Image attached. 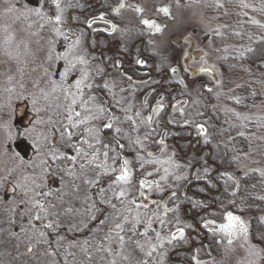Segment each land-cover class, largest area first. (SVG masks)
I'll return each mask as SVG.
<instances>
[{
  "label": "flooded vegetation",
  "instance_id": "af4514ba",
  "mask_svg": "<svg viewBox=\"0 0 264 264\" xmlns=\"http://www.w3.org/2000/svg\"><path fill=\"white\" fill-rule=\"evenodd\" d=\"M59 2L63 9L59 25L63 35L56 36L52 30L54 24L49 20L57 13L52 0H22L23 8L34 24V32L40 40H47L51 45L52 58L55 60L52 76L61 88L58 99L60 107L52 116L40 117L38 122V117L35 119L28 111L27 103L15 107L14 135L20 143L13 147V152L21 160L23 179V191L17 206L18 223L24 232L29 229L45 234V242L36 235L24 239L26 255H31L40 243H45L53 256L50 264H110L113 259L116 264H196L191 259L193 255L200 264H251V238L256 240L257 223L254 222L250 207V171L240 165L249 146L243 149L240 142L234 144L235 134L227 132L234 130L231 122L233 118L224 114L220 107L222 103L230 102L227 91L231 87L232 67L229 68V59L220 57L214 45L216 36L213 37L209 30L204 31L202 28L203 18L222 13L224 8L211 5L210 0H123L126 6L117 13L113 9L121 0ZM129 5H139L144 12L137 13ZM163 6L169 7L168 15L156 10ZM37 8L45 15H36ZM101 14L104 15V21L97 19L89 27L88 21ZM144 18L155 20L162 26V31L154 33V29L142 25L140 20ZM112 24L116 25L114 31ZM65 36L68 38L65 39ZM77 37L80 43L73 51H69V45L74 44ZM65 52L68 53L67 59L62 55L60 59L55 58ZM74 53L84 56L88 63L80 64L74 60ZM202 57L207 60V67L211 71H196L202 63ZM137 59L145 61V64L137 65ZM69 62L74 67H70ZM172 67L177 69L176 73L170 71ZM186 67L190 70L185 71ZM83 71L88 72L85 85L90 83L92 87L83 86L82 95L75 96L77 102L72 105L74 111L80 112L79 118H83L89 114V109L95 113V106L103 105L106 113L117 119L109 121L105 115L103 119L70 128L73 135L69 139L64 128L68 123L67 108L73 97L66 99L63 89L76 93L75 82L82 78ZM61 73H65L63 79ZM209 88L211 92L207 90ZM90 96L95 97V100L89 101ZM160 97H163L164 108L158 114H153L152 108ZM84 101L88 103L84 104ZM129 106L131 110L125 111ZM21 107L24 109L18 113ZM137 110L141 113L140 117L135 116ZM128 115L137 121L136 131L132 130L131 122L126 120ZM149 115L153 116L150 126L147 123ZM79 118L73 116L74 121ZM141 119L145 122L140 123ZM109 122L114 124V128L104 129L102 125ZM198 123L207 129V140L195 128L194 125ZM89 127L100 128L101 144H96L92 136L84 131ZM115 127L122 129L120 143L124 145L123 150L117 148V151L130 161L129 167L134 174L130 194L123 203L109 190L110 180L114 176L103 175V168L95 166L104 162L103 144L115 147ZM29 129L44 138L45 142L39 148H33L26 140L25 134ZM149 132L151 134L144 139ZM137 138L141 141L140 145L129 144V139L134 141ZM84 140L92 143L93 147L89 148L83 143ZM161 140L163 144L158 143ZM77 147L89 154V160L91 154L98 150L94 163L85 164L81 169L80 164L85 161L83 153L75 151ZM138 153L143 161L137 159ZM53 154L58 158H54ZM112 155L110 152L109 157ZM72 156L78 157L77 162L73 163L70 159ZM141 162H144L143 168ZM108 164H112L111 159ZM119 164L118 160L116 166L119 167ZM176 164L181 167L176 168ZM205 167L209 169L207 173L203 171ZM165 169H168L166 179L161 180L166 175ZM69 172L74 174L69 175ZM97 173H101L99 179ZM221 173H230L233 178L221 176ZM198 175L201 178L198 179ZM175 176L182 178L176 180ZM141 178L158 182L163 191L156 190L155 184L140 189ZM86 180L95 183H85ZM6 185L7 192L14 194L12 183L7 182ZM100 188H104L105 193L101 194ZM140 191L144 192L143 197ZM173 191L177 194L176 198L171 196ZM133 197L138 204L147 203L148 209L129 205L128 201ZM103 199H110L116 205L119 217H116L109 203H101ZM36 200L43 202L48 212L38 211L33 203ZM152 201H159L160 204ZM50 204L55 207L49 208ZM165 206L176 207V211L164 216ZM126 207H131L132 211L125 213ZM228 211L246 222L247 240L237 230L229 244L226 232L212 231L215 225L203 226L206 219L215 221L216 225L227 223L224 214ZM137 212L141 214V223L136 224L133 233V217ZM153 212H158L165 220L178 217L179 226L185 229L184 238L169 244L167 238L176 225L173 222L162 226L152 215ZM125 214L129 219L120 232L126 238L123 249H120L116 239L118 230L114 228V223L122 221ZM93 216L95 219H92ZM105 217L108 220L101 225L100 221ZM148 217H152V227L146 235H141ZM50 222L54 226L46 227ZM110 229L113 236L111 247L119 250L120 256L108 255L102 250L109 246L104 238ZM157 231L165 237L164 244L158 245L156 251L148 256L150 245L157 243ZM135 241L143 245V251L136 246ZM29 246L31 251H28ZM123 256H128V259H123Z\"/></svg>",
  "mask_w": 264,
  "mask_h": 264
},
{
  "label": "rangeland",
  "instance_id": "374dc122",
  "mask_svg": "<svg viewBox=\"0 0 264 264\" xmlns=\"http://www.w3.org/2000/svg\"><path fill=\"white\" fill-rule=\"evenodd\" d=\"M217 2L227 11V19H222L219 12L210 14L208 18H203L202 28L204 31L209 30L213 37L214 31L220 29L223 35L215 38L214 45L218 48L220 57L226 58L228 54L247 47L251 40V35L244 40L234 39L232 33L238 29L234 26L236 22L247 27L264 25V17L261 15L264 14V0H210V4L214 6H217ZM244 4L249 6L244 7ZM23 7L22 0H0V264H50L53 256L45 243L39 242L31 255L24 252L25 238L36 235L45 242V236L40 237L36 230L25 229L24 232L18 223L17 206L20 203L23 179L21 160L13 152V147L20 143L14 135L15 107L27 103L28 111L35 119L39 118L38 122L40 117H50L60 107L58 99L61 88L57 87L55 91L52 88V82L55 81L52 76L55 60L49 59L51 45L47 40H40L34 32V24L30 22L29 13ZM9 8L12 10L8 11ZM231 16L237 20H230ZM252 20L258 23H252ZM224 25L227 27H223ZM230 79L231 87L227 91L230 102L222 103L220 110L233 118V124L242 127L240 131L249 128L248 133L245 132L249 148L240 165L250 172L259 170L256 172L261 175L264 172V121L260 117L264 115V109L241 108L240 90L245 77L241 73L235 74L233 69ZM237 113L240 115L237 116ZM25 137L33 148H39L45 142L44 138L37 136L31 129L26 131ZM261 176L264 179V175ZM7 182L14 186V194L7 192ZM262 218L264 212L260 214L264 224ZM251 246H255L250 247L251 264H264L262 243L251 238ZM27 261L30 262L26 263Z\"/></svg>",
  "mask_w": 264,
  "mask_h": 264
},
{
  "label": "snow or ice",
  "instance_id": "6c2138e0",
  "mask_svg": "<svg viewBox=\"0 0 264 264\" xmlns=\"http://www.w3.org/2000/svg\"><path fill=\"white\" fill-rule=\"evenodd\" d=\"M52 3L56 5V8H57V13L54 17H49V20L51 22H53L54 24V27H53V32L55 33L56 36H61L63 35V32L61 31V28L59 27L61 21H62V11L63 9L61 8L60 6V2L59 0H52ZM126 5L124 4L123 0H121V3L113 9L114 12H119L120 9L124 8ZM217 6L218 7H223L222 4H219V2H217ZM244 7H248L249 5L247 4H244L243 5ZM129 7H133L135 9V11L137 13H143L144 12V9L139 6V5H129ZM8 11H11L12 9L9 8L7 9ZM158 12L160 13H163L165 15H168L169 14V7L168 6H163V7H158L156 9ZM35 13L36 15H39V16H44L45 14L42 12L41 9L37 8L35 9ZM100 20V21H104V15L101 14L99 17H94L92 18L91 20L88 21V24H89V27L92 26L93 23H95L96 20ZM252 23H258V21H255V20H252L251 21ZM105 23H111V22H107L105 21ZM140 23L144 26H146L147 28H150V29H154V33H159L162 31V26L160 24H158L155 20H152V19H147V18H144V19H141L140 20ZM223 27H227V25H224ZM262 27H264V25H262ZM111 28L112 30L114 31L116 29V25L115 24H112L111 25ZM94 31H100V30H103V29H93ZM234 35H240L239 32H235L233 33ZM214 35L216 37H220L223 35V33L220 31L219 28H217L215 31H214ZM68 37L65 36V39H67ZM80 43V38L77 37L76 41L74 44H70L69 45V51H73L76 47L77 44ZM151 43V41H150ZM225 50H227V47L225 48ZM51 51L52 49H50V55H49V59H52V56H51ZM238 51V58L239 57H244L245 54L247 52H252L253 49L251 48H246L244 50H237ZM61 55L67 59V56H68V53L65 52L63 54H60V55H57L55 58L56 59H60L61 58ZM185 55H187V53H185ZM204 56H207V53H204ZM73 59L78 61L80 64H87V60L84 58V56L82 55H75V53L73 54ZM136 64L137 65H141L143 66L145 64V61L141 60V59H137L136 61ZM119 65V62L117 61V66ZM69 66L70 67H74V64H72L71 62H69ZM190 69H188L187 67L185 68V71H189ZM212 69H209L207 67V60L206 59H203L202 57V63L200 65L199 68L196 69V71L198 72H209L211 71ZM170 71L172 73H176L177 69L175 67H172L170 69ZM65 76V73H61V79H63ZM88 78V72L87 71H83V74H82V78L77 80L75 82V88L77 89V92L76 93H73L71 92V90L69 89H63L64 91V94H65V98L67 99L68 97H73L71 99V103L69 104L68 108H67V116H66V119L68 121L67 125L65 126L64 128V131L65 133L67 134V136L69 137V139L72 137L73 133L69 130L70 128H76L78 125H83V124H88L89 121H93V120H98V119H103L105 115H107V118L109 121L113 120V119H117L115 117H113L112 115L110 114H107L106 113V109L103 105H96L95 106V113L92 112L91 109L88 110V115L84 116L83 118H79L81 117V113L80 112H75L74 109L72 108V105L76 104V99H75V96L77 95H82V87L83 86H86L88 88H91L92 85L90 83H88L87 85H85V80H87ZM128 79L130 80L131 77H128ZM181 83H183V81H181ZM217 83H219V81H217ZM106 88L108 87L107 83H105L104 85ZM22 87V85H21ZM57 87H60V85H57L55 81L52 82V88H53V91H55L57 89ZM237 87H239V85H237ZM209 92L212 91L211 88L207 89ZM89 101H94L95 100V97H89L88 98ZM162 100H163V97H160L157 101V104L156 106H154L152 108V113L153 114H158L160 111L163 110L164 108V104L162 103ZM237 102L239 103V100H237ZM84 104H87L88 101H84L83 102ZM175 108V106H173ZM131 110V106H129V109H126L125 111H129ZM181 111V114H183V109L181 108L180 109ZM76 116L77 118L79 119H76L75 121L73 120V116ZM237 116H239L240 114L237 113L236 114ZM135 116L137 117H140L141 116V113L140 111H136L135 112ZM245 119H247V117H245ZM126 120L131 122L132 124V130L133 131H136L137 130V121L135 119H133V116H126ZM152 120H153V116L152 115H149L147 117V123L148 125L150 126L151 123H152ZM145 121L143 119H141L140 123H144ZM171 122V121H170ZM185 123H189V121H185ZM195 128L197 129L198 133L202 136H205V139L207 140V129L205 128V126L203 124H195L194 125ZM102 127L104 129H113L114 128V124L113 123H104L102 125ZM84 131L88 132L90 134V136H92V138L95 140V143L96 144H101L102 143V140L100 139L99 137V132H100V128H95V127H89V128H85ZM115 133H116V136H114V141H115V147H113V145L111 144H103V148H104V151H103V157H104V162L102 164H97L95 165L97 168H103V175H109L111 174L112 176H114V179H111L110 180V183H109V190H111L113 192V196L117 199V200H120L121 203H123V200L126 196H128L130 194V191L129 189L131 188L132 186V182H133V170L130 169L129 167V164H130V161L126 158H123L120 153L117 151V148L120 149V150H123L124 148V145L122 143H120V138H121V133H122V129L119 128V127H115ZM151 133H146L145 134V137L144 139H147L148 138V135H150ZM239 135L243 136L244 133L243 132H240ZM83 143L87 144L89 148H92L93 147V144L92 143H89L88 140H84ZM158 143L160 144H163V141H159ZM129 144L132 145V144H135V145H140L141 144V141L139 138H137L136 140H131L129 139ZM164 149L162 148L161 151H163ZM75 151L78 153V154H81L83 153V158H84V163H81L80 164V167L81 169H83L85 167V164H91V163H94V161L97 159V153H98V150L93 152L91 154V159H87L88 157V153L87 152H84V150L82 148H79L77 147L75 149ZM112 152L113 155L111 157H109V153ZM149 156L152 155V153H148ZM54 158H58V157H55V154H53ZM73 163L77 162V159L78 157L77 156H72L70 158ZM111 159L112 160V164L109 165L108 164V160ZM137 159L138 160H141L143 161V158L139 155V153L137 154ZM120 161V164H119V167L116 166V162L117 161ZM148 163H152V161H147ZM144 166V162H141V168H143ZM176 168H179L181 167V165L179 164H176L175 165ZM165 176H162L161 177V180H165L166 179V176H167V173H168V169H165ZM204 173H207L209 171V169L207 167L204 168ZM256 171H259V170H256ZM69 175H73L74 173L73 172H69L68 173ZM101 173H97V179H99ZM146 175H152V173H147ZM261 175H264V172L261 173ZM221 176H227L229 179H232L233 177L231 176L230 173H221ZM176 180H180L182 177L181 176H175L174 177ZM197 178H201L199 175L197 176ZM85 183H95V181H88L86 180ZM150 184H155V187H156V190L158 191H163V187L156 181H148L147 179H144V178H141L140 181H139V188L140 189H143L145 188L146 186L150 185ZM116 189H119L118 191ZM100 193L103 194L105 193V189L104 188H100L99 189ZM140 196L143 197L144 196V192L143 191H140ZM233 194H235L233 192ZM37 195H40V193H37ZM176 192L173 191L171 193V196L172 198H176ZM261 199H264V197H261ZM34 205H36L38 207V211L40 212H48V208H45V205L43 204V202L39 201V200H36V201H33ZM101 203H109L110 206L115 210L116 212V217H119L120 216V212L119 210L117 209L116 205L115 204H112L110 199H103L101 200ZM152 203L154 204H160L159 201H152ZM128 204L129 205H133L135 204L137 206V208H144L145 210L148 209V204L147 203H143V204H138L137 201H136V198L133 197L131 200L128 201ZM55 207V205H49V208H53ZM178 207V206H177ZM68 211H71V209H68ZM125 213H130L132 211L131 207H126L124 209ZM176 211V207L174 208H168V207H164V213L163 215L166 216L167 213L169 212H175ZM52 215H56V213H51ZM147 213L145 212V215ZM153 216H155L160 224L162 226H168L170 224H172L173 222L175 223L176 227H175V230L174 231H171L170 230V237L167 238V242L169 244H172L173 241H176L178 239H182L184 238V234H185V229L184 227H180V220L178 217H174V220H165L158 212H153L152 214ZM141 214L139 212H137L136 216L133 217V225H132V229L131 231H133V233H135V226L136 224H139L141 223V218H140ZM116 217H114V220L116 219ZM224 218L226 219L227 223H223V224H219V225H216V222L213 221V220H205L204 221V224L203 226L204 227H210L212 225H215V227H212L211 230L216 232V231H223V232H226L228 237H229V240H228V243L231 244L232 243V238L236 235L237 233V230H239V232L243 235V237L245 238V240H247V237H248V227L246 225V222L238 215H234L232 212L228 211L224 214ZM92 219H95V216L92 217ZM129 219L128 215L125 214L123 216V220L120 221V222H115L114 223V228L116 230H118L116 232V239L118 240L119 242V247L120 249H123L124 247V244H125V236L124 235H121L120 232H122L124 230V223L127 222ZM264 219V218H262ZM108 220V217H105L104 220H101L100 223L101 225L105 224L106 221ZM54 226V223L53 222H50L48 225H46V227L48 228H52ZM152 227V217H148L147 218V222H146V226H145V231L144 233H141V235H146L147 233V230L149 228ZM45 234L43 232H40L39 233V236L40 237H43ZM105 240H107L109 242V246L106 247V248H103L102 250L104 252H106L108 255H113L115 254L116 256H120L121 255V252L119 250H114L112 247H111V243L113 241V236L111 235V229H110V232L109 234H107L104 238ZM130 239V238H129ZM156 241L157 243L156 244H151L150 245V249L149 251L147 252V255L148 256H151L152 255V252L156 251V248L157 246H163L164 244V241H165V237L162 236L161 232L157 231L156 232ZM136 243V246L138 248L141 249V251H143V245L140 244L139 241H135ZM252 248H254L255 246H250ZM32 248L31 246L28 247V251H31ZM123 259L127 260L128 259V256H123L122 257ZM191 259L193 261H196V264H200V261L197 259V257L195 255H193L191 257ZM110 264H116V260L113 259L110 261Z\"/></svg>",
  "mask_w": 264,
  "mask_h": 264
},
{
  "label": "trees",
  "instance_id": "16d2710c",
  "mask_svg": "<svg viewBox=\"0 0 264 264\" xmlns=\"http://www.w3.org/2000/svg\"><path fill=\"white\" fill-rule=\"evenodd\" d=\"M229 13V12H228ZM227 11L220 13L222 19L226 20ZM231 14V13H229ZM264 17V14H261ZM226 18V19H225ZM237 20L234 16L230 17V20ZM236 22V21H235ZM236 22L234 25L238 27L236 32L240 30V37L233 36L234 39L244 40L248 35H251L250 43L247 47H242L240 50L246 48L253 49L252 52H247L244 57L238 58V51H234L226 56L229 59V68L234 69L235 74L241 73L244 75L245 80L241 85V108H261L264 109V27L263 24H258L250 27L244 26V24H239ZM232 36V35H231ZM264 121V115L260 117ZM256 124V122H255ZM256 128H251L253 131ZM234 130H228V133L233 132L235 137L233 139L234 144L238 142L241 143L242 148L246 149L249 146V139L247 130L241 131L244 133L243 136L239 135V129H242L238 124H234ZM264 129V128H263ZM262 130V129H259ZM239 132V133H238ZM246 132V133H245ZM249 196H250V207L251 214L255 217L254 222L257 223L256 227V239L259 240L264 249V224L260 219L261 212H264V179L262 176L254 171L249 174Z\"/></svg>",
  "mask_w": 264,
  "mask_h": 264
},
{
  "label": "water",
  "instance_id": "95a60500",
  "mask_svg": "<svg viewBox=\"0 0 264 264\" xmlns=\"http://www.w3.org/2000/svg\"><path fill=\"white\" fill-rule=\"evenodd\" d=\"M19 110L22 111V110H23V107H21ZM20 111H19V112H20ZM19 112H18V113H19Z\"/></svg>",
  "mask_w": 264,
  "mask_h": 264
}]
</instances>
